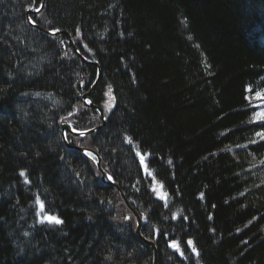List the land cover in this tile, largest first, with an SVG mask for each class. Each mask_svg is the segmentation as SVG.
Here are the masks:
<instances>
[{
	"label": "trees",
	"instance_id": "trees-1",
	"mask_svg": "<svg viewBox=\"0 0 264 264\" xmlns=\"http://www.w3.org/2000/svg\"><path fill=\"white\" fill-rule=\"evenodd\" d=\"M30 4L0 0V264H154L117 190L60 135L69 117L78 130L101 125L79 97L99 72L93 102L109 88L115 100L107 125L68 139L99 152L158 264H264V182L251 162L263 161L264 124L247 101L264 94V0H46L36 24L69 34L98 67L67 36L31 28ZM36 92L59 106L22 99Z\"/></svg>",
	"mask_w": 264,
	"mask_h": 264
},
{
	"label": "water",
	"instance_id": "water-1",
	"mask_svg": "<svg viewBox=\"0 0 264 264\" xmlns=\"http://www.w3.org/2000/svg\"><path fill=\"white\" fill-rule=\"evenodd\" d=\"M44 1H45V0H43V3H42V5H41V8H40L39 11H34V10H29V11H27V18H28V22H29V24H30L31 26H33V27H36V28L39 29L40 31H42V32H44V33H46V34H48V35H50V36H56V35H58V34H65V35H68L67 33H65V32H63V31H61V32H52V31L44 30V29H42V28L36 26V25L30 20V18H29V15H30V14H39V13L43 10L44 5H45V4H44V3H45ZM70 44H71V46H72L74 52H75V53H76V54H77V55H78V56H79V57H80V58H81L86 64H90V65L98 66L96 63L90 62V61L86 60L83 56H81V54H80L79 51L76 49V47H75V45H74V43H73L72 41L70 42ZM99 79H100V73H99L98 81H99ZM98 81H97V83H98ZM95 86H96V84H95ZM95 86L93 87L92 91L94 90ZM89 95H90V94H89ZM89 107L98 110V111L100 112V114H102V110H101L99 107L94 106L92 103L89 105ZM103 122L105 123L104 119H103ZM61 128H62L63 138H64L65 142H67V141H66V137H65V132H66V131H68L69 133H71V134H72L73 136H75V137H84V136H86V135H88V134H91V133L97 132V131L100 129V128H99V129H96V130L91 131V132H76V131H74V130L71 128V126H70L68 123H63V124L61 125ZM81 133H83V135H81ZM74 149H76V150H80V151H82V152H90V153H92V154H95V152H93V151H91V150H83V149H78V148H74ZM96 156H97V158H98L97 166H98L99 171L102 173V181H103V183H105V184H107V185L115 186V183L112 181V179H108L109 176H108V175L102 170V168H101V160H100V158L98 157V155H96ZM135 215H136V218H137V221H138V232H139L142 223H141V220H140L139 216H138L136 213H135ZM150 245L154 248V246H153L152 244H150ZM155 264H158V263H157V259L155 260Z\"/></svg>",
	"mask_w": 264,
	"mask_h": 264
},
{
	"label": "rangeland",
	"instance_id": "rangeland-1",
	"mask_svg": "<svg viewBox=\"0 0 264 264\" xmlns=\"http://www.w3.org/2000/svg\"><path fill=\"white\" fill-rule=\"evenodd\" d=\"M30 70H32L33 72H31L30 74L33 75L34 73V69L32 68V65L30 66ZM36 71V70H35ZM22 99L24 101H27L28 103H32L33 101H37V102H40V103H44V104H52L54 107L56 105L59 106V104H56L57 102L55 101V97L54 95L52 94H43V93H30L28 95H25L22 97ZM251 101H254L255 99L250 97ZM82 103L85 105V106H88V104L90 103L88 100H83ZM80 108V107H79ZM79 108H78V111H79ZM76 113V111H75ZM76 115V114H75ZM261 116H264V114H261L260 116L257 117L258 120H264V119H261ZM264 138V137H262ZM140 159L142 156H140ZM251 162L254 163L255 162V159L251 156ZM257 170L254 172L255 174V178L257 180H261V181H264V171L260 168V165H257ZM156 192H157V195L161 198V194H162V191H161V188L157 185L156 186ZM46 221V220H45Z\"/></svg>",
	"mask_w": 264,
	"mask_h": 264
},
{
	"label": "snow or ice",
	"instance_id": "snow-or-ice-1",
	"mask_svg": "<svg viewBox=\"0 0 264 264\" xmlns=\"http://www.w3.org/2000/svg\"><path fill=\"white\" fill-rule=\"evenodd\" d=\"M37 11H39V9H37ZM58 31V30H57ZM111 93V88H109V94ZM257 95L258 96H260V95H264V94H261V93H257ZM114 99V98H113ZM261 119H264V116H261ZM81 135H83V133H81ZM262 135V137H264V134H261ZM86 155H88V156H90L93 160H95V157L94 156H92V153H90V152H88V153H86ZM143 157H141V161H142V163H143ZM169 163H171L170 161H169ZM146 171H148V174L149 175H151V171L150 170H148L147 169V166H146ZM22 176H25V180H26V182H28L27 181V176H26V174L24 173V172H21L20 173ZM108 179H112V177H108ZM153 179H155L154 177H153ZM162 187V186H161ZM165 195L166 194H161V198H164L165 197ZM203 197V194H201V198ZM38 203H39V205H40V209H41V211L43 212V210H44V204H43V202L42 201H37ZM47 221V222H49V223H55V224H62L63 223V221L62 220H60L58 217H56V216H53V215H45L44 216V218L42 219V221L41 222H44V221ZM189 245H192V251L193 252H197V250H196V248H195V246L193 245V242L191 241V240H189L188 242H187ZM172 248H174L177 252H180V254L181 255H183V251L181 250V247H180V243L178 242V241H173L172 243H171V245H170ZM197 255H198V252H197Z\"/></svg>",
	"mask_w": 264,
	"mask_h": 264
},
{
	"label": "bare ground",
	"instance_id": "bare-ground-1",
	"mask_svg": "<svg viewBox=\"0 0 264 264\" xmlns=\"http://www.w3.org/2000/svg\"><path fill=\"white\" fill-rule=\"evenodd\" d=\"M260 37H261V38H264V35H261ZM260 42H261V41H260ZM261 43H262V42H261ZM261 43H258V44L262 47V44H263V43H262V44H261Z\"/></svg>",
	"mask_w": 264,
	"mask_h": 264
},
{
	"label": "flooded vegetation",
	"instance_id": "flooded-vegetation-1",
	"mask_svg": "<svg viewBox=\"0 0 264 264\" xmlns=\"http://www.w3.org/2000/svg\"><path fill=\"white\" fill-rule=\"evenodd\" d=\"M38 2H40V0H34L33 3L37 4Z\"/></svg>",
	"mask_w": 264,
	"mask_h": 264
}]
</instances>
